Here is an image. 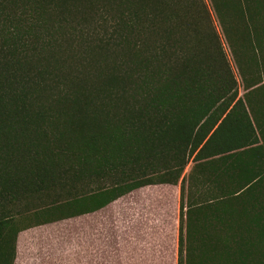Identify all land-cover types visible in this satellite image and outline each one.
Instances as JSON below:
<instances>
[{
    "label": "trees",
    "instance_id": "trees-1",
    "mask_svg": "<svg viewBox=\"0 0 264 264\" xmlns=\"http://www.w3.org/2000/svg\"><path fill=\"white\" fill-rule=\"evenodd\" d=\"M158 184L178 264H264V0H0V264Z\"/></svg>",
    "mask_w": 264,
    "mask_h": 264
},
{
    "label": "crops",
    "instance_id": "crops-1",
    "mask_svg": "<svg viewBox=\"0 0 264 264\" xmlns=\"http://www.w3.org/2000/svg\"><path fill=\"white\" fill-rule=\"evenodd\" d=\"M152 186L137 188L120 197L121 238L117 264H178L180 185H172L175 188L172 196L143 194ZM135 191L142 193L135 194ZM106 207L71 218L73 241H16L13 264H114L112 246L106 243L110 240L102 230L105 226L97 224ZM42 227L24 229L17 239L30 229L41 230ZM101 238L106 241L101 242Z\"/></svg>",
    "mask_w": 264,
    "mask_h": 264
},
{
    "label": "rangeland",
    "instance_id": "rangeland-1",
    "mask_svg": "<svg viewBox=\"0 0 264 264\" xmlns=\"http://www.w3.org/2000/svg\"><path fill=\"white\" fill-rule=\"evenodd\" d=\"M224 46L225 49L228 53L229 58L232 61V54L229 49L228 44L224 40ZM235 67V66H234ZM236 70V67L234 68ZM243 92V91H242ZM189 170V167L186 168V172ZM77 190H81L84 188L82 181H77L76 183ZM174 187L172 185H166V184H158L154 185L151 188H149L147 191H145L143 194L147 195H156V194H161V195H174ZM135 194H140L142 192L135 191ZM45 202V201H44ZM52 203L51 200H48L44 204H50ZM103 214L99 215L100 218L98 219V227H103L105 226V229H102L106 232V235L108 237V240L106 243L112 246V255H113V263L117 264L119 263V252L120 249L119 244H120V238H121V199L118 198L112 204H110L108 207H106L103 210ZM26 218H23L24 223H31L32 218L31 214L24 215ZM23 216V217H24ZM73 220L68 219V220H63V221H58L55 223L43 225L42 228L39 229H33V230H28L24 234L20 235L17 239V241H38V240H43V241H73ZM29 233V234H26ZM184 235V234H183ZM8 240L10 241L9 246H12V234L7 235ZM101 242L106 241L104 238H101ZM114 243V244H113ZM117 244V245H116ZM11 254V251H9ZM9 254V255H10ZM252 259H259L257 255H254ZM116 262V263H115Z\"/></svg>",
    "mask_w": 264,
    "mask_h": 264
}]
</instances>
